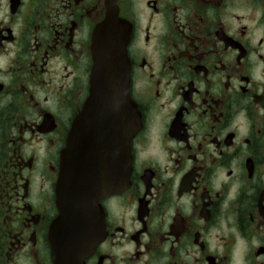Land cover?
<instances>
[{
    "label": "flooded vegetation",
    "instance_id": "obj_1",
    "mask_svg": "<svg viewBox=\"0 0 264 264\" xmlns=\"http://www.w3.org/2000/svg\"><path fill=\"white\" fill-rule=\"evenodd\" d=\"M111 2L125 116L86 105L109 0H0V264H55L63 152L133 118L129 184L83 219L105 233L85 264H264V0Z\"/></svg>",
    "mask_w": 264,
    "mask_h": 264
},
{
    "label": "water",
    "instance_id": "obj_2",
    "mask_svg": "<svg viewBox=\"0 0 264 264\" xmlns=\"http://www.w3.org/2000/svg\"><path fill=\"white\" fill-rule=\"evenodd\" d=\"M110 10L94 36L92 93L86 105L118 106L125 116L135 113L129 91L128 24L119 19L116 7ZM123 122L122 136L113 142L97 144L93 150L83 143L76 145L86 148L82 152L85 159L73 156L72 144L62 154L57 186L59 216L52 227L55 264H84L104 238L101 221L83 219L102 216L100 200L122 192L129 184V141L141 125L134 118L129 125Z\"/></svg>",
    "mask_w": 264,
    "mask_h": 264
}]
</instances>
